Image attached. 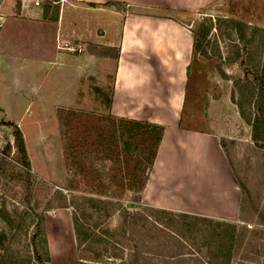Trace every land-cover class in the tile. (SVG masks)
Masks as SVG:
<instances>
[{"label":"rangeland","instance_id":"374dc122","mask_svg":"<svg viewBox=\"0 0 264 264\" xmlns=\"http://www.w3.org/2000/svg\"><path fill=\"white\" fill-rule=\"evenodd\" d=\"M238 1L203 0L187 17L201 33V49L182 116V126L212 123L222 138L242 194L240 220L232 224L147 203L137 189L160 143L155 133L110 114L111 74L104 85L93 76L89 85L84 70L59 56L57 48L67 49L56 48L53 2L3 0L0 58H12L0 60V264H78L80 257L86 264H264V148L247 121L253 66L260 68L264 51L259 33L249 39L253 28L264 29V0H241L252 2L241 33L229 13V3ZM210 24L203 35L201 25ZM16 127L28 169L14 143ZM179 196L164 200L179 206ZM47 211H58L53 221L71 213L73 226L88 233L80 249L57 221L48 244Z\"/></svg>","mask_w":264,"mask_h":264},{"label":"crops","instance_id":"0c3cea01","mask_svg":"<svg viewBox=\"0 0 264 264\" xmlns=\"http://www.w3.org/2000/svg\"><path fill=\"white\" fill-rule=\"evenodd\" d=\"M58 4L50 21L56 48L65 43L81 46L78 52L57 48L59 56L84 70L81 78L88 76L89 85L92 76L100 81L95 85L102 86L111 74L112 116L162 127L141 192L145 201L164 210L237 223L242 194L221 136L212 123L207 122L208 128L182 126L195 56V32L187 17L203 6V0H60ZM12 25L17 27L16 22ZM3 34L0 30V39ZM11 58L2 55L0 60ZM194 150L197 158L192 156ZM176 193L182 200L179 206L164 200ZM53 213L58 211L44 213L48 244H53L54 236L49 225L59 223L76 252L71 213L60 214L55 221Z\"/></svg>","mask_w":264,"mask_h":264},{"label":"trees","instance_id":"16d2710c","mask_svg":"<svg viewBox=\"0 0 264 264\" xmlns=\"http://www.w3.org/2000/svg\"><path fill=\"white\" fill-rule=\"evenodd\" d=\"M49 1L53 2L55 4V6H54L55 14H57L58 8H59L57 4L59 3L60 0H49ZM251 4H252V2L247 3V2H243L241 0L238 2H230L229 3V13L233 17H236L239 19L236 22L233 18L231 19V22L236 27V30L238 33H241V27L243 26V23L241 20L246 18V12L249 11ZM49 8H50L49 6H47L45 8L44 15H47V11L49 10ZM211 24L209 27L207 26L205 28L203 27V25H201L200 32H201V29L203 28V30H204L203 35L206 34L210 30ZM257 33L260 34L258 42H259V44L262 45L263 50H264V29H259L257 27L253 28L251 30V37H250L249 41H251V42L254 41ZM200 36H201V33H198V32L194 33V43H193L194 51L200 52L201 44L198 41ZM203 53L205 54L206 52L203 51ZM99 54H101V53H99ZM239 56H240L239 52H237L235 54V56L229 60H236ZM222 74L224 76L223 72H222ZM252 75H253V82H254L253 84L255 87V88L253 87L254 91H252V93L250 94V100L253 103V111H252L253 113H252V118H247V121L252 126V133H251L252 140L254 142H256L257 144L261 143L262 144L261 147L264 148V51H263L262 64L260 65V68L253 66ZM237 104H238V107H239L241 113H243V111L241 109L242 108L241 104L239 102H237ZM131 122L141 126L143 129H145V132H143L145 134L150 133V132H154L155 133V146H157V144L161 140V136H162V127L161 126H158L155 124H150V123H145V125L143 126L144 123H142L141 121H136V120L131 121ZM14 143H15V146L17 147V150L20 154L24 168L28 169L29 168V162L27 160V153H26V149H25V145H24V140H23L21 131L18 127H16V129L14 130ZM8 149H9V147L5 148V151H8ZM155 154H156V151L153 153L152 159L149 161V163L153 162ZM145 183H146V177L141 181V183L137 189V190H139V192H142V190L145 186ZM223 224H225V223H223ZM74 228H75L77 249H80L83 242H85V240L88 238V233L86 231L80 232V230H78V227H74ZM78 264H86V263L80 257Z\"/></svg>","mask_w":264,"mask_h":264},{"label":"built area","instance_id":"2783aa9c","mask_svg":"<svg viewBox=\"0 0 264 264\" xmlns=\"http://www.w3.org/2000/svg\"><path fill=\"white\" fill-rule=\"evenodd\" d=\"M32 2V5L34 7H38L40 5V2L41 0H30ZM2 2L3 0H0V30L3 28V26L5 25L6 23V20H7V14L3 11V8H2ZM62 48H65L67 50H71V51H76L78 50L77 47H74L72 45H68L67 43H65Z\"/></svg>","mask_w":264,"mask_h":264}]
</instances>
